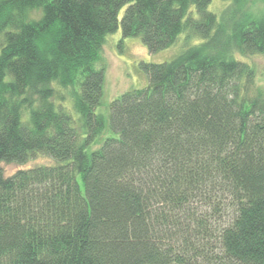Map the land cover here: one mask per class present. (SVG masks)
<instances>
[{
	"label": "trees",
	"instance_id": "1",
	"mask_svg": "<svg viewBox=\"0 0 264 264\" xmlns=\"http://www.w3.org/2000/svg\"><path fill=\"white\" fill-rule=\"evenodd\" d=\"M231 1L0 0V162L53 160L0 165V264H264V85L234 56L264 54V14ZM119 25L150 52L196 42L141 62L107 123Z\"/></svg>",
	"mask_w": 264,
	"mask_h": 264
},
{
	"label": "rangeland",
	"instance_id": "2",
	"mask_svg": "<svg viewBox=\"0 0 264 264\" xmlns=\"http://www.w3.org/2000/svg\"><path fill=\"white\" fill-rule=\"evenodd\" d=\"M232 5L231 0H211L208 9L214 12L218 19L223 10ZM244 9L253 16L264 14V0H246ZM194 10V8H193ZM124 8L119 12V20ZM193 39H186V33L178 35L175 42L170 46L155 52H150L142 43L140 37H123L121 27L117 28L105 38L100 59L96 65L104 67L103 96L97 111L104 114L108 123L109 104L111 100L119 96L122 92L141 88L147 83V76L140 66L141 62H161L169 60L179 54L188 45L194 43ZM236 59L244 61L253 66L257 76V84L264 85V54L263 55H234ZM65 95L66 104L69 102L68 93L59 89ZM108 126L100 136V141L104 136L110 135ZM97 144L92 147L95 148ZM90 152V149H88ZM53 160L46 155H32L23 163L0 162L4 175L8 176L18 169H27L37 165L52 164Z\"/></svg>",
	"mask_w": 264,
	"mask_h": 264
}]
</instances>
